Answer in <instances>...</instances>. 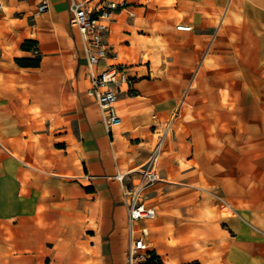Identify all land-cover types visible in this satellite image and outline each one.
Returning <instances> with one entry per match:
<instances>
[{"label":"crops","instance_id":"0c3cea01","mask_svg":"<svg viewBox=\"0 0 264 264\" xmlns=\"http://www.w3.org/2000/svg\"><path fill=\"white\" fill-rule=\"evenodd\" d=\"M41 1L0 0V264H125L123 183L177 107L146 188L151 248L161 264H264V0H128L94 67L68 0ZM110 63L132 83L109 131L85 90Z\"/></svg>","mask_w":264,"mask_h":264},{"label":"built area","instance_id":"2783aa9c","mask_svg":"<svg viewBox=\"0 0 264 264\" xmlns=\"http://www.w3.org/2000/svg\"><path fill=\"white\" fill-rule=\"evenodd\" d=\"M131 5L128 0H68L69 23L77 28L81 36L83 59L87 66H98L106 59L115 57L106 35L115 14L123 11L128 17L135 15ZM47 8L48 1L43 0L38 5L37 12ZM176 29L189 31L191 26L180 22L176 25ZM32 51L38 52L36 46H32ZM131 83L132 78L115 63L106 65L90 77L85 92L97 103L102 120L109 131L113 125L120 123V118L114 110L118 93L129 91ZM178 113L177 107L165 123L164 132L151 150L149 159L135 171L137 173L135 179L123 183L122 198L127 210L125 264H161L159 256L151 248L149 227L146 225L155 217V209L145 201V194L146 188L158 180L154 161L160 151L162 138ZM125 176V174H116L115 178L123 182Z\"/></svg>","mask_w":264,"mask_h":264},{"label":"trees","instance_id":"16d2710c","mask_svg":"<svg viewBox=\"0 0 264 264\" xmlns=\"http://www.w3.org/2000/svg\"><path fill=\"white\" fill-rule=\"evenodd\" d=\"M36 46L35 43L33 42H27V48H29L30 50H32V46ZM37 48V46H36ZM38 50V49H37ZM17 62L20 64H28V65H37L38 64V59H28V58H22V59H17Z\"/></svg>","mask_w":264,"mask_h":264}]
</instances>
